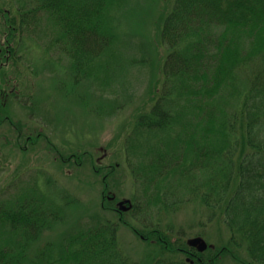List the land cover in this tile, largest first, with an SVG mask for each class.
Returning a JSON list of instances; mask_svg holds the SVG:
<instances>
[{"label":"trees","instance_id":"16d2710c","mask_svg":"<svg viewBox=\"0 0 264 264\" xmlns=\"http://www.w3.org/2000/svg\"><path fill=\"white\" fill-rule=\"evenodd\" d=\"M130 1L0 2V126L12 125L8 106L14 100L31 116L35 113L34 97L16 91L14 66L34 75L60 74L52 85L55 95L64 100L73 95L87 106L81 87L103 95L120 71L160 61L161 82L124 127L125 165L135 189L125 200L126 210L108 204L118 200L106 181L118 175L120 163L98 167L92 153L78 150L60 157L55 148L54 153L65 165L89 163L106 179L101 209L129 215L138 224L136 234L150 248L144 264H264V0H172L165 5L151 0L135 5L136 13ZM153 3V13L159 11L156 54L148 47L150 62L145 63L123 54L118 27L128 17L131 24H141L135 29L138 37L146 38L140 33L148 30L144 15ZM36 48L44 53L34 59ZM104 107L89 108L92 114ZM7 137L0 133V143ZM41 137L23 136L31 145ZM19 157L24 160L25 154ZM18 169L0 168V264H141L120 245L123 216L81 220L59 243L38 248V241L48 232L56 234L79 201L63 197L59 189L54 193L52 177ZM189 206L201 211L206 224L223 226L228 238L221 235V242L203 252L191 246L188 231L194 227L167 220Z\"/></svg>","mask_w":264,"mask_h":264},{"label":"rangeland","instance_id":"374dc122","mask_svg":"<svg viewBox=\"0 0 264 264\" xmlns=\"http://www.w3.org/2000/svg\"><path fill=\"white\" fill-rule=\"evenodd\" d=\"M10 1L0 0L3 4ZM171 1L160 0L159 5H165ZM148 3H151V0H131L129 7H131L130 10H134L136 13L135 8L137 7L135 5L139 7ZM154 7L155 4L153 3V5H150L148 13L144 15V18L148 21V30L144 34L140 33L146 37H143V40L138 37L137 30L135 31V29L142 28L141 24H131L127 19L128 17L122 18L120 20L121 25L118 27L119 33L121 31L122 34L121 51L123 54L131 53L133 58L146 59L145 63L150 62L148 55L151 53L148 54V47L156 54L153 50V41L159 26L157 15L159 11L153 13ZM1 27L0 20V29H2ZM1 35L0 31V38ZM147 36L151 38V41ZM125 44L132 47V52ZM41 52L44 53L40 48L33 50V58H40ZM50 56L55 60L57 59L53 52ZM66 60H60L59 63L65 64ZM154 61L150 65H131L128 70L126 69L127 71L121 72L119 70L120 72L113 77L111 83L113 85L110 84V90L106 89L102 92L104 96L91 87H81L82 96L87 98V106L79 102L78 98L73 95H71L72 98L67 96V100L55 95L52 91V88H54L52 85L58 84L56 80L61 79L60 74L55 75L48 71L34 75L32 71H28L26 68L18 65L14 66L13 72L18 80L17 93H20L23 98L24 96L34 97L36 106L33 116L16 100L8 106L12 115L8 113L10 116H7L12 125L9 122L8 124L3 122L0 126V133L5 132L8 136L5 141L0 143V157L3 159L0 168L17 167L20 171L26 169H30L32 172L40 171L44 177L50 176L57 183L56 187L52 189L54 193L59 189L63 197L67 195L79 201V206L72 212L69 211L70 213L67 215L64 224L60 226L56 234H49L48 232L44 238L38 241L36 244L38 248L43 247L44 243L50 241L55 244L59 243L62 238L68 236L81 220L83 223L89 221L91 217H98L99 219L107 218L108 220L117 221L118 216H123L125 221L121 224L118 233L120 245L125 254L134 261L141 264L146 262L144 259L150 248L137 236L136 228H138V224L129 215L118 214L117 216L115 213L108 215L106 210L101 209V206H104L102 200L105 187L104 180L106 179L97 174L95 170H91L89 163L84 164L82 167L74 165L73 162L65 165L61 159L57 158L54 148L58 149L57 153L59 152L60 157L70 156L72 153H77L78 150L79 152L92 153L96 161L99 160L98 167L120 163L118 175L112 179L110 177L106 181L111 189L110 193L116 194L118 198L116 203L112 201L108 204L119 208L120 203L128 199V196L135 191V189L133 190V179L125 165L123 137L127 128L124 127L126 124H130L129 121L133 122L135 110L142 105L141 102L148 98L157 82H161V72L159 74V71L162 63L159 61L154 64ZM156 67L159 68V71ZM56 68L60 70L58 65ZM64 78H67V76ZM61 95L63 96V93ZM99 103L105 106L104 112L91 114L92 110L89 107L97 106ZM116 105L117 107L113 108ZM39 133L42 134V137L34 138L33 142H36L34 145L24 143L23 136L34 137ZM20 138L21 141H19ZM20 154H25L24 160L20 159ZM84 160L87 161V157ZM97 207L98 209H95ZM200 212L198 208L189 206L174 215H170L167 220L173 219L176 224L180 226L183 224L182 226L187 229L194 227V229L188 231L191 239L199 237V235H195L203 231L206 235L202 238L208 246H214L221 242V235L226 240L229 236L226 229L214 223L206 224V219L199 214ZM201 221L203 222L201 223ZM204 224L206 226H203ZM207 236H210V238ZM222 264L233 263L228 261Z\"/></svg>","mask_w":264,"mask_h":264},{"label":"water","instance_id":"95a60500","mask_svg":"<svg viewBox=\"0 0 264 264\" xmlns=\"http://www.w3.org/2000/svg\"><path fill=\"white\" fill-rule=\"evenodd\" d=\"M128 203V201H124L120 203V206H125V204ZM189 244L191 246L197 247L199 251H205L208 248L207 243L200 237L193 238L189 240Z\"/></svg>","mask_w":264,"mask_h":264}]
</instances>
